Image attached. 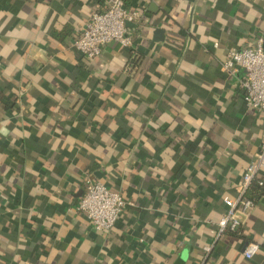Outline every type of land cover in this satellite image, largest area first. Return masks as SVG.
<instances>
[{"label": "crops", "instance_id": "1", "mask_svg": "<svg viewBox=\"0 0 264 264\" xmlns=\"http://www.w3.org/2000/svg\"><path fill=\"white\" fill-rule=\"evenodd\" d=\"M104 1L0 0V264H264V192L219 226L264 139L221 65L264 38V0H134L133 49L89 60ZM86 178L128 202L115 231L77 212Z\"/></svg>", "mask_w": 264, "mask_h": 264}, {"label": "built area", "instance_id": "2", "mask_svg": "<svg viewBox=\"0 0 264 264\" xmlns=\"http://www.w3.org/2000/svg\"><path fill=\"white\" fill-rule=\"evenodd\" d=\"M140 10L130 12L123 0H105L101 11L93 13L85 27L78 31L74 48L85 58H98L104 48L119 45L133 49L134 36L129 25L140 22ZM218 48V44L214 45ZM221 70L229 77L238 79L244 90V104L264 116V38H258L255 45L232 49L227 53ZM264 172V139L256 160L246 169L236 199H223L228 210L220 222V232L239 231L242 226L240 215L247 214L254 203L246 197L250 185ZM260 185H263V181ZM128 206L126 199L112 191L105 184L86 178L83 196L76 210L86 216L95 231L111 232ZM209 250V249H208ZM259 250L258 245H249L244 251L246 259L251 260Z\"/></svg>", "mask_w": 264, "mask_h": 264}, {"label": "trees", "instance_id": "3", "mask_svg": "<svg viewBox=\"0 0 264 264\" xmlns=\"http://www.w3.org/2000/svg\"><path fill=\"white\" fill-rule=\"evenodd\" d=\"M123 1L125 3V6L127 7V9L130 12H133V11L138 10V8L135 7V5H134V0H123ZM252 189L254 190L255 195H256L255 196V199L261 197L263 195V192H264L263 191V189H264V182H263V185H260L259 179L258 180H255L250 185L249 189L247 190V196H250V194L252 193ZM121 218H122V215H121L119 221L121 220ZM119 221H118V223H119ZM118 223H117V225H118ZM117 225H116V227L111 232H113V231H115L117 229ZM228 232L231 233V234H237V233H239V231L232 232V231H229V230H228ZM108 233H110V232H108ZM259 250H260V247H259Z\"/></svg>", "mask_w": 264, "mask_h": 264}, {"label": "water", "instance_id": "4", "mask_svg": "<svg viewBox=\"0 0 264 264\" xmlns=\"http://www.w3.org/2000/svg\"><path fill=\"white\" fill-rule=\"evenodd\" d=\"M151 11L155 12L157 9H156V6L155 5H152ZM165 38L164 36V32L162 30H157L156 31V41H163Z\"/></svg>", "mask_w": 264, "mask_h": 264}]
</instances>
